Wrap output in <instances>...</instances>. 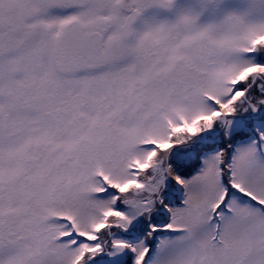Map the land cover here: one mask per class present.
I'll return each instance as SVG.
<instances>
[{"label":"snow or ice","instance_id":"6c2138e0","mask_svg":"<svg viewBox=\"0 0 264 264\" xmlns=\"http://www.w3.org/2000/svg\"><path fill=\"white\" fill-rule=\"evenodd\" d=\"M0 264H264V0H0Z\"/></svg>","mask_w":264,"mask_h":264}]
</instances>
